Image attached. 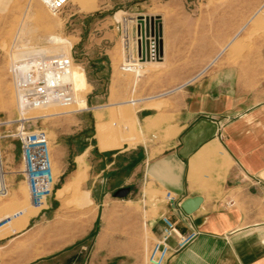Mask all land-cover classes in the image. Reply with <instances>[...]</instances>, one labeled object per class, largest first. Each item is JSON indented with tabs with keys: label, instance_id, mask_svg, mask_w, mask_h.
<instances>
[{
	"label": "rangeland",
	"instance_id": "rangeland-1",
	"mask_svg": "<svg viewBox=\"0 0 264 264\" xmlns=\"http://www.w3.org/2000/svg\"><path fill=\"white\" fill-rule=\"evenodd\" d=\"M159 26L162 53L139 58L135 71L122 70L140 52V31L151 35ZM243 53H264V0H71L59 13L40 0H0V154L9 191L0 195V264H151L145 223L137 234L128 221L114 231L115 213L142 212L143 205H125L103 181L110 156L94 154L95 127L100 149L110 148L103 127L112 138L120 125L123 141L137 133L140 104H112L120 86L128 101L156 96L145 106L160 110L181 98L189 83L237 63ZM64 54L74 61L80 109L74 103L25 113L33 118L26 128L47 131L58 176L48 208L40 211L21 173L15 122L21 115L10 67L28 56ZM111 61L116 71L108 98ZM87 145L93 149L85 151ZM104 198L107 204L98 205ZM104 231L115 232V251H104Z\"/></svg>",
	"mask_w": 264,
	"mask_h": 264
},
{
	"label": "crops",
	"instance_id": "crops-1",
	"mask_svg": "<svg viewBox=\"0 0 264 264\" xmlns=\"http://www.w3.org/2000/svg\"><path fill=\"white\" fill-rule=\"evenodd\" d=\"M110 65L108 98L116 71ZM118 92L113 105L140 104L137 133L102 150L95 127L93 152L110 156L103 181L116 191L129 189L124 198L114 197L125 205L142 204L143 211L115 213L114 231L128 221L137 234L145 223L152 245L163 236L167 216L179 232L194 229L197 235L166 264H264V53H243L237 63L214 68L160 110L145 106L156 96L128 101L121 86ZM106 128L100 132L111 140ZM166 192L174 195L175 206L163 199ZM196 196L201 204L185 212L182 202ZM105 203L104 198L98 205ZM114 231H104V251H115ZM168 242L175 247L176 236ZM119 244L128 251L127 244Z\"/></svg>",
	"mask_w": 264,
	"mask_h": 264
},
{
	"label": "built area",
	"instance_id": "built-area-1",
	"mask_svg": "<svg viewBox=\"0 0 264 264\" xmlns=\"http://www.w3.org/2000/svg\"><path fill=\"white\" fill-rule=\"evenodd\" d=\"M54 13L61 12L70 0H40ZM140 39L144 38L137 58L131 55L123 69L135 71L141 68L139 58L148 56L153 58L160 54L155 33H139ZM73 58L64 55H33L11 64L10 73L17 105L21 117L15 122L16 136L19 138L21 173L27 184L31 203L43 211L48 208L49 199L52 198L57 186L58 176L54 171L52 160V145L48 133L43 128L28 129L25 123L32 120L25 117L28 110H36L51 105L63 107L70 106L76 101L77 87L73 79ZM79 110V109H78ZM77 111V110H76ZM6 194L5 185H0V195ZM168 206H175V197L171 192H166L164 197ZM233 206L234 202L227 203ZM164 223L163 236L157 239L149 248L147 258L151 264H166L173 253L184 248L197 235L192 229L187 233L178 231L174 222L167 216L162 217ZM175 235V247L169 245V239Z\"/></svg>",
	"mask_w": 264,
	"mask_h": 264
},
{
	"label": "water",
	"instance_id": "water-1",
	"mask_svg": "<svg viewBox=\"0 0 264 264\" xmlns=\"http://www.w3.org/2000/svg\"><path fill=\"white\" fill-rule=\"evenodd\" d=\"M148 19H146L147 21ZM151 22V25H154V19H149ZM155 33V32H154ZM160 26H159V30L157 31V33H155V37H156V45L158 46V50L160 53H162V45L161 42L159 41V35H160ZM129 189L128 188H121L119 190H117L115 192V196L117 197H124L126 196V194L128 193ZM202 202V198L201 197H192V198H188L185 201L182 202L181 207L183 208V210L187 213H192Z\"/></svg>",
	"mask_w": 264,
	"mask_h": 264
},
{
	"label": "bare ground",
	"instance_id": "bare-ground-1",
	"mask_svg": "<svg viewBox=\"0 0 264 264\" xmlns=\"http://www.w3.org/2000/svg\"><path fill=\"white\" fill-rule=\"evenodd\" d=\"M71 1V0H70ZM54 41H62V39L60 38H57V37H52ZM40 51H43V50H40ZM151 64V63H150ZM139 69V68H138ZM73 78H74V81H75V74H74V71H73ZM75 104L77 106V109H80L79 108V104H78V100H77V96H76V101H75ZM0 185H5V188H6V194L4 195L7 196L9 191H8V187L7 185L5 184L4 182V172H3V161H2V158H1V154H0Z\"/></svg>",
	"mask_w": 264,
	"mask_h": 264
},
{
	"label": "trees",
	"instance_id": "trees-1",
	"mask_svg": "<svg viewBox=\"0 0 264 264\" xmlns=\"http://www.w3.org/2000/svg\"><path fill=\"white\" fill-rule=\"evenodd\" d=\"M117 125V124H116ZM127 128V127H126ZM128 129V128H127ZM122 129H120V125L119 126H117V133H116V135L115 136H113L112 138H111V140H109V139H107L106 140V138L102 135V137H103V144H104V146H106V147H110V146H115V145H117L118 144V139H122V131H121Z\"/></svg>",
	"mask_w": 264,
	"mask_h": 264
}]
</instances>
